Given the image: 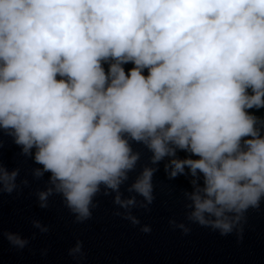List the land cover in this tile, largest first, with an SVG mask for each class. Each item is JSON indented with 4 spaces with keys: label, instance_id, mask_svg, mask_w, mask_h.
Returning <instances> with one entry per match:
<instances>
[{
    "label": "clouds",
    "instance_id": "obj_1",
    "mask_svg": "<svg viewBox=\"0 0 264 264\" xmlns=\"http://www.w3.org/2000/svg\"><path fill=\"white\" fill-rule=\"evenodd\" d=\"M261 110L264 0H0V134L39 165L36 180L49 174L39 206L59 196L76 223L108 196L116 216L141 225L133 210L151 211L167 159L170 180L191 177L187 222L172 227L242 242L249 210L264 204ZM136 145L151 153L138 173ZM20 173L0 162V193L30 187ZM4 236L19 250L31 242ZM69 255L84 264L83 240Z\"/></svg>",
    "mask_w": 264,
    "mask_h": 264
},
{
    "label": "water",
    "instance_id": "obj_2",
    "mask_svg": "<svg viewBox=\"0 0 264 264\" xmlns=\"http://www.w3.org/2000/svg\"><path fill=\"white\" fill-rule=\"evenodd\" d=\"M131 67V63L126 65V69ZM257 115H264V110ZM0 140L3 142L0 162L9 170L19 167L18 179L27 177L31 181V186L22 192L0 193V264H77L69 249L78 239L83 240L87 253L84 264H264V204L261 210H249L242 242L235 234L221 236L218 231L198 224L191 225L192 231L185 235L169 221L174 218L178 223L187 222L183 191L191 190V177L180 175L170 180L164 170L165 159L159 163L154 177L156 200L150 206L151 211L133 210L141 225L134 226L122 216H116L118 206L108 196L97 198L100 203L92 219L76 223L59 196L50 197L49 208L39 206L35 192L46 188L49 174L36 180L31 169L39 165L21 156L20 147L11 137L0 134ZM136 147L143 152L138 173L145 164H150L151 153L142 145ZM179 155L184 157L187 153ZM126 187L122 191L127 196ZM34 219L50 225L51 231L40 233L33 226ZM143 224L151 225L152 232L140 231ZM6 231L19 232L31 242L23 250L16 249L4 236ZM45 248L49 250L47 256L41 254Z\"/></svg>",
    "mask_w": 264,
    "mask_h": 264
}]
</instances>
